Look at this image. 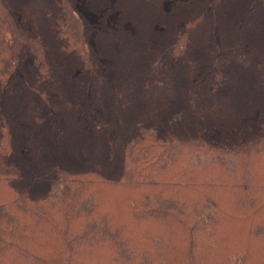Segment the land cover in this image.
Masks as SVG:
<instances>
[{"label": "trees", "instance_id": "obj_1", "mask_svg": "<svg viewBox=\"0 0 264 264\" xmlns=\"http://www.w3.org/2000/svg\"><path fill=\"white\" fill-rule=\"evenodd\" d=\"M0 264H264V0H0Z\"/></svg>", "mask_w": 264, "mask_h": 264}, {"label": "rangeland", "instance_id": "obj_2", "mask_svg": "<svg viewBox=\"0 0 264 264\" xmlns=\"http://www.w3.org/2000/svg\"><path fill=\"white\" fill-rule=\"evenodd\" d=\"M86 12L88 13V11L86 10ZM89 14V13H88ZM151 235V234H150ZM152 236H154V235H152ZM142 240H144V241H146L145 239H142ZM144 241H143V243H144ZM145 245V244H144ZM243 246H250L248 243L247 244H242ZM173 253H171L169 256H168V258L169 259H171V255H172ZM103 257H104V255H102ZM102 258V257H101ZM101 258H99V261L100 262H102L101 261ZM105 258V257H104ZM251 259L253 260V262L254 263H256V261H257V257H256V249H254V250H252L251 251ZM251 260V261H252Z\"/></svg>", "mask_w": 264, "mask_h": 264}]
</instances>
